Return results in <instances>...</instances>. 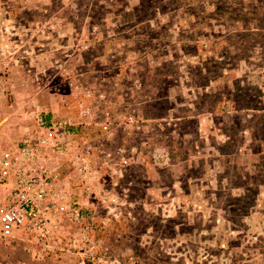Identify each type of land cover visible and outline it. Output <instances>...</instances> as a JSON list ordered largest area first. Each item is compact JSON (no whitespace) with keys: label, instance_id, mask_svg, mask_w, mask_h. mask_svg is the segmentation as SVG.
<instances>
[{"label":"rangeland","instance_id":"rangeland-1","mask_svg":"<svg viewBox=\"0 0 264 264\" xmlns=\"http://www.w3.org/2000/svg\"><path fill=\"white\" fill-rule=\"evenodd\" d=\"M5 4L19 34L23 10L83 11L90 31L111 40L107 64L115 50L123 63L79 75L77 37L70 63L11 66L0 76V154L37 125L40 110L52 115L51 101L60 100L53 114L76 116L74 77L115 82L114 118L141 114L151 126L148 145L138 143L137 161L112 191L123 203L91 208L89 239L68 223L47 244L0 236V264H264V0ZM119 124L106 145L131 147L138 140ZM104 175L110 190L107 168Z\"/></svg>","mask_w":264,"mask_h":264},{"label":"built area","instance_id":"built-area-1","mask_svg":"<svg viewBox=\"0 0 264 264\" xmlns=\"http://www.w3.org/2000/svg\"><path fill=\"white\" fill-rule=\"evenodd\" d=\"M84 47L87 49L88 44ZM23 48L16 28L0 23V76L11 66L23 63ZM104 75L113 76L111 72ZM70 85L81 94L75 101V117L66 112L50 115L40 110L45 114L37 125L0 154V236L3 238L24 233L47 244L58 238L60 229L68 223L78 225L80 237L89 239L93 228L91 208L123 203L112 191L120 187L130 165L137 161L138 143L148 145L146 132L150 120L131 112L121 119L114 118L108 92L117 89L115 82L103 86L99 77L93 85L74 77ZM118 124L138 140L131 147L106 145L112 141L113 125ZM165 128V124L160 125L161 130ZM106 168L110 190L106 188Z\"/></svg>","mask_w":264,"mask_h":264},{"label":"crops","instance_id":"crops-1","mask_svg":"<svg viewBox=\"0 0 264 264\" xmlns=\"http://www.w3.org/2000/svg\"><path fill=\"white\" fill-rule=\"evenodd\" d=\"M5 3H7V0H0V23L7 24V19L5 17L7 16L6 14L9 13L7 11L10 10V7ZM75 13L78 16H75ZM83 16H85L83 11L81 13H77L75 10H23L18 21L19 29L23 27L21 29L23 30V33L19 34V37L24 44V63H30L34 60L41 66L47 62L50 64H54L56 62L63 64L70 63L75 57V55H71L72 52L70 48L75 40H77V37H79L77 40L78 43L82 42V44L79 45V53L82 58V71L79 72L83 74L87 73L86 78H91V76L93 77V75L89 72V65L96 62L99 63L100 67L98 68L106 65L108 63L106 59L110 55L111 49H105L107 47V41L104 42L105 36L100 35V33H102L101 30L94 28L91 29V31H93L91 32L88 26L85 25ZM10 26L15 27L14 25ZM98 35L101 37L98 38ZM109 36L110 34H108V37ZM102 37H104V39H102ZM85 39H89L90 41L88 48L92 47V49L97 50L96 54L93 55L94 58L89 55L90 52L88 51L90 50H86L84 47ZM98 41L103 42L104 49H101L102 46L100 47L98 45H94ZM31 47L33 48L32 51H28L27 48L29 49ZM87 62H89V65L86 64ZM105 69H107V66H105ZM120 70L121 68L118 70L111 69L110 71L115 73ZM98 74L99 73H97L94 77H98ZM59 101L60 100H53L50 102L52 106V113L57 110ZM59 112L63 113L62 111Z\"/></svg>","mask_w":264,"mask_h":264},{"label":"trees","instance_id":"trees-1","mask_svg":"<svg viewBox=\"0 0 264 264\" xmlns=\"http://www.w3.org/2000/svg\"><path fill=\"white\" fill-rule=\"evenodd\" d=\"M109 41H111V40L108 39L107 42H109ZM112 42H113V41H112ZM97 43H99L98 45H99L100 47L103 46V42H102V41H100V42L98 41ZM94 45H97V44H94ZM124 46L126 47V44H124ZM115 47H116V46H115ZM92 51H95V53H96L97 50H96V49H93V50L91 49L90 51H88V52H90L89 55H90L91 57H93V55L95 54V53L92 54V53H91ZM112 55H113V56H112V60H111V62H110V65H111V66H112V65L116 66V64H121V63H123V62H122L123 59H122V56H121V55H122V52H121L120 50H117V51L115 50V51L113 52ZM93 58H94V57H93ZM123 58H124V55H123ZM86 64L89 65V62H87ZM89 66H90V68H91V67H97V66L100 67L98 62L93 63V64H90ZM111 66H109V65L107 64V67H111ZM101 68H102V67H101ZM94 69H95V68H94ZM112 69H115V70H116V68H112ZM115 73H116V72H115ZM128 93H130V92H124L125 95H128ZM144 96L146 97L145 94H144ZM148 103H149V102H147V105H148Z\"/></svg>","mask_w":264,"mask_h":264}]
</instances>
